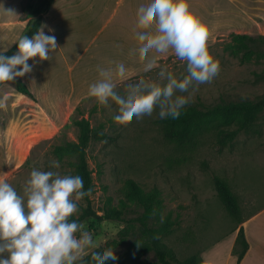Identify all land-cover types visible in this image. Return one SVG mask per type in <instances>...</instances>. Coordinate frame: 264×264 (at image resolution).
<instances>
[{
    "label": "rangeland",
    "instance_id": "rangeland-1",
    "mask_svg": "<svg viewBox=\"0 0 264 264\" xmlns=\"http://www.w3.org/2000/svg\"><path fill=\"white\" fill-rule=\"evenodd\" d=\"M30 1L37 4L41 0ZM23 2L26 3L28 0ZM54 2L55 0L51 5ZM57 7L59 6L53 7L54 14ZM231 8L232 15L236 14L238 9L234 4ZM239 9L240 20L237 29L211 34L208 42L209 51L213 58L219 61L220 73L212 83L199 86L194 95V102L188 106L252 102L264 97V43L258 44L250 58L241 60V54L233 53L232 40L235 34L247 35L254 39L264 37V0L240 3ZM50 13L52 17V11ZM196 14L204 21L203 8L198 7ZM96 30L97 27L89 30L81 39L77 37L75 49L63 52L67 61L60 60L57 51L54 52L50 63L57 70L56 75H62L63 81H66V68L73 59L81 52L86 53V50L89 52L85 57L88 55L91 57L96 50L98 46L95 41ZM56 40L61 42L57 35ZM105 53H108L105 55L106 59L114 57L110 51ZM149 55V60L156 56L158 64L149 72L145 71L149 61L146 65L126 67L125 80L115 75L116 67H99L111 71L112 80L117 84L116 91L121 96H126L130 86L140 82L166 83V78L160 76L161 69L165 70V77L169 72L177 79H182L188 74L186 63L178 60L171 52L157 54L150 51ZM86 60L84 59L81 64L83 65ZM93 63H96V60ZM81 64L71 74V79L78 84L80 77L76 79V76L84 77L83 83L85 80L88 81L84 86L87 90L92 83L100 79L98 65L84 67ZM86 68L91 70L88 76ZM7 83L13 85L11 81ZM109 105L110 107L100 105L95 98L88 96L80 100L69 117L65 118L64 112V115H60V121L56 124L59 129L51 128L50 132L45 133L46 139H36L30 144L14 141L13 144H8L4 138L6 130L2 127L0 167L5 165L6 157L10 159L11 166V173L3 179L23 196L26 180L33 168L76 175L74 171L76 157L73 155L58 157L52 150L55 146L76 141L78 130L74 122L81 118L88 119L92 128L112 138L106 143L91 141L86 148L93 184L90 201L98 215L112 207L122 209L126 222L141 215L142 207L134 201L126 200L122 194L125 181L134 180L145 193L156 190L157 196L152 208L155 215L151 214L148 226L161 228L160 239L174 251L179 261L194 254L201 255L204 250L214 248L212 256L208 257V264H234L229 263V260L231 255L233 257L236 255L228 246L238 225L219 202L213 179L219 177L228 182L237 197L242 219L256 209L264 207V110L256 122L258 133H240L221 150L213 144L211 136L206 137L201 145L189 154L185 163L177 164L176 160L188 154L177 150L162 137L158 124V109L150 117L145 116L140 120L134 118L131 125L125 127L114 121V116L119 114L118 106L111 101ZM39 132L41 128L36 131ZM40 137L43 136L35 138ZM53 159L59 160L60 168L52 167ZM85 205L83 200L79 202L78 215ZM161 215L164 216L162 223ZM81 223L93 234L97 248L117 238L120 230L127 227L129 230H135L137 226L136 223L134 227L133 224L127 225L128 223L119 221L86 220ZM122 250L123 247L118 249L119 252ZM200 257L204 261V258ZM148 259L152 260L151 255Z\"/></svg>",
    "mask_w": 264,
    "mask_h": 264
},
{
    "label": "clouds",
    "instance_id": "clouds-1",
    "mask_svg": "<svg viewBox=\"0 0 264 264\" xmlns=\"http://www.w3.org/2000/svg\"><path fill=\"white\" fill-rule=\"evenodd\" d=\"M136 26L140 29L137 41L141 62L150 51L171 52L186 63L188 74L177 79L169 72L165 77V70L161 69L160 76L166 78V83L140 82L130 86L126 96H121L110 72L98 66L100 79L89 86L88 95L105 107L114 102L119 113L114 121L125 127L134 118L152 116L157 109L161 120L178 119L182 110L194 102L199 86L212 83L220 73V63L209 51L211 28L190 10L188 0H151L142 4L137 11ZM16 44L17 52L12 56L0 53V84L30 73L34 66L28 64L30 59L50 60V54L58 47L55 35H46L43 30L31 38L22 35ZM157 64L158 58L154 56L145 71H151ZM126 73L125 65L118 63L115 75L125 80ZM4 106L0 100V108ZM52 167L60 168L59 160L53 159ZM23 192V196L19 195L0 178V264H76L88 255L94 264L118 260L111 248L102 253L95 251L98 245L93 234L83 223L72 219L80 211L79 202L92 194L91 188L84 190L80 175L33 168ZM160 219L162 223L164 216Z\"/></svg>",
    "mask_w": 264,
    "mask_h": 264
},
{
    "label": "crops",
    "instance_id": "crops-1",
    "mask_svg": "<svg viewBox=\"0 0 264 264\" xmlns=\"http://www.w3.org/2000/svg\"><path fill=\"white\" fill-rule=\"evenodd\" d=\"M247 1L249 0H188V3L190 10L195 14L198 7L205 10L204 22L210 26L213 35L237 29L240 20L239 4ZM150 2L151 0H55L48 13L43 15L40 30L46 35L60 37L61 42L57 41V57L67 61L63 52L74 50L77 37L81 39L83 34L96 27L95 41L98 46L91 57L90 55L85 57L89 52L86 50V53L81 52L71 61L66 68V81L62 80V75H56L57 70L50 63L52 59L45 61H40L38 57L30 59L28 64L34 65L33 69L21 79L34 100L17 93L13 85L7 83L0 86V100L4 101L5 105L0 108V130L2 127L5 128L4 138L8 144H13V141L30 144L36 139H46L45 133L57 127L60 115L65 113V118L69 117L80 100L89 96V89L86 90L84 87L88 81L85 80V83L82 81L84 77L76 76V79L80 77L78 84L71 79V74L84 59H87L83 65L81 64L84 67L96 64L112 68L120 62L125 67L146 65L150 55L148 54L143 62L139 60L137 35L140 29L136 23L139 6ZM232 4L238 9L233 15ZM56 5L59 7L54 14L53 7ZM24 6L23 0H0V52L8 50L17 41L27 22L34 17L30 9L24 10ZM106 51L112 52L114 57L106 59L105 55L108 54ZM53 54L55 53L50 55L54 56ZM94 60L96 63H93ZM85 63L87 65H84ZM86 71L87 76L91 74L90 68H86ZM109 72L111 74V71ZM38 128H41V132L36 133ZM36 136L43 137L35 138ZM9 173L10 159L6 157L5 165L0 167V178ZM242 220L238 228L242 227L248 248L239 263L232 255L229 263L264 264V207L256 209ZM238 228L234 232V237L230 239L228 249L231 251L235 247ZM213 251L214 248L201 253L200 256L204 258V261L201 258V264L209 263L208 257L212 256Z\"/></svg>",
    "mask_w": 264,
    "mask_h": 264
},
{
    "label": "trees",
    "instance_id": "trees-1",
    "mask_svg": "<svg viewBox=\"0 0 264 264\" xmlns=\"http://www.w3.org/2000/svg\"><path fill=\"white\" fill-rule=\"evenodd\" d=\"M52 2L53 0H41L37 4H32L28 0L25 3L24 10L30 9L34 17L27 22L22 35L31 38L40 30L42 17L47 14ZM19 38L16 42H18ZM232 40L234 43L233 53L241 54V60L250 58L255 53L258 44L264 43V37L254 39L243 34H235ZM16 42L8 50L0 53L9 57L15 54L17 52ZM11 82L17 93L34 100L21 77H17ZM263 110L264 97L252 102L238 101L222 102L212 106H186L178 119L174 120L171 117L163 120L158 119V124L162 137L177 150L188 154L176 160V163L180 164L188 160L189 154L195 151L206 137L211 136L213 144L221 150L240 133H258L256 122ZM74 125L78 130L76 141L55 146L52 153L58 157L63 155L75 156V174L83 178L84 190L87 191L91 188L93 192L91 172L86 158V148L91 141H111L112 138L106 133L92 128L88 119L81 118L74 122ZM213 184L219 202L239 226L243 222L241 211L237 197L232 192L228 182L225 179L214 177ZM122 194L126 200L134 201L142 207L143 212L141 215L126 222L124 221L122 209L116 207L108 208L101 215H98L91 206L90 196H86L82 199L86 204L85 207L77 217L74 216L72 218L77 219L80 223L86 220H95L119 221L128 223L127 225L133 224L134 227L135 223L137 224L135 230H129L128 227L124 228L118 232L117 238L105 242L103 246L95 250L101 253L108 248L114 250L118 260H109L106 264H201V257L196 254L179 261L174 251L160 239L161 228L148 226V220L152 214V208L157 196L156 190L145 193L137 182L128 179L123 185ZM120 247H123L121 252L118 251ZM247 248L248 245L243 229L240 227L235 239V248L232 251L236 255L237 263L240 262ZM150 255L152 260L148 259ZM78 263L94 264L90 255L84 257L83 261L76 262V264Z\"/></svg>",
    "mask_w": 264,
    "mask_h": 264
}]
</instances>
